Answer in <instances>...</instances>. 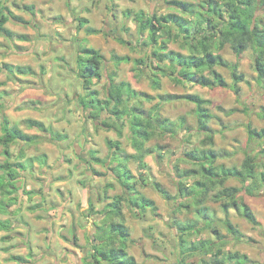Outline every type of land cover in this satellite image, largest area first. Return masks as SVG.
I'll return each instance as SVG.
<instances>
[{
  "label": "rangeland",
  "instance_id": "1",
  "mask_svg": "<svg viewBox=\"0 0 264 264\" xmlns=\"http://www.w3.org/2000/svg\"><path fill=\"white\" fill-rule=\"evenodd\" d=\"M3 1L17 11L16 13L22 11L27 18L31 15L29 21L33 20L36 24L33 26L28 23L25 28L30 36V43L25 45L16 43V40L21 39V42H24L20 35L8 38L0 34V64L8 62L10 69L13 67L11 71L16 72H19L17 66L23 67L24 64L31 68V73L27 75L0 73V80H7L6 85H0V90L3 88L7 90L3 91L4 96L6 95L5 101L0 105V135L1 122L5 117L10 119L11 124L21 126L24 130L31 128H28L25 122L28 116L43 120L49 130L41 132L33 129V133L38 132L35 134L39 136V144L37 142L30 144L31 142L26 140L30 145L25 146L23 154L35 158L37 155L47 154L41 153L42 151L49 152L45 158L49 163L43 167L39 162L41 169L34 165V168H27L24 172L30 187L27 189L29 190L27 198L23 199L20 193L23 183L17 178L24 166L19 163L22 159L16 157L19 145L13 143L16 145L10 158L9 171L13 170L16 177L0 170V211H4V202L9 198L4 195L8 194L10 189L15 188L16 199L22 197V200L11 209L7 208L3 215L0 214V219L4 220V223L13 225L11 229L0 230V264H88L93 261L91 253L95 231L101 223L98 221L101 215L99 211L109 202L110 199L107 197L112 198L124 192V187L109 169V162L105 165L98 163L92 156L95 154L106 160L110 153L109 139H119L125 151L134 152L128 137L129 123H126L124 136L120 138L114 129H107L103 125L104 121H111L108 112L99 118L92 117L78 100V96L85 91L82 79L76 74V55L79 46L75 39L82 38L86 29L85 32L80 29L75 16L82 14L93 20L94 23L91 24L94 27L107 30L105 34L90 37L91 45L98 48L106 60L104 75L93 86L100 91L101 98L105 97L109 88L107 75L114 73L116 82L129 81L135 89L154 96L151 102H143V107L147 110L159 101L160 94L197 93L211 100L208 107L214 114L209 121L215 130L213 146L204 144L205 135L197 129L196 105L184 99L173 100L166 102L158 112L176 123L177 135L155 136L149 140L146 143L147 147H152L156 151L145 156L147 166L143 169L134 160L129 163L139 179L136 188L154 200L157 205L156 210L150 208L144 215H137L128 207L124 208L126 225L131 231L129 242L131 251L137 252L138 264H178L179 236L182 234L180 226L196 221L201 226L206 222V219L202 218L204 215L197 212L199 207L186 208L179 205L180 202H187L178 192L180 181L186 178L183 179L179 175L176 165L183 169L193 166L190 161H183L180 158L186 156L185 152L193 148L212 147L232 153L229 157L217 159L218 164L225 166H240L246 154L250 152L262 159L260 151L264 146V139L255 138L250 141L246 128L248 122L255 128H264V118L261 116L264 107V82L259 83L257 79L254 52L249 49L237 56L229 44L221 51L229 62H238V72L245 76L239 83L241 88L239 94L231 88L234 83L232 70L223 66L216 68L226 79L227 87L211 88L188 82L176 83L170 77L159 73L161 88H154L153 78L150 76L152 71H155L154 61H148L149 65L143 67L144 73L139 68L134 69L133 60L144 58L147 61V54H151L153 50L152 46H149L148 33L140 34L138 31L136 12L144 10L146 14L157 12L158 15L169 12L181 13L180 10L171 7L168 0ZM65 1L67 6L72 3L75 11L69 12L65 7ZM30 2L36 5L29 15L24 6ZM85 5H88L86 9ZM128 10H131L129 16L126 15ZM263 12L264 5L260 9V14ZM58 15L62 18L57 17ZM56 21H60L59 24ZM262 22L264 23V17ZM123 38L127 43L121 42ZM169 48L188 53L187 48L179 41L170 42ZM113 54L128 55L131 61L116 65L111 61ZM15 61L18 62L17 66L11 65V62ZM14 76L18 79L14 80ZM137 104H139L137 100L130 101V105ZM231 110L235 111L230 112ZM183 117L185 127L179 126ZM2 149L3 146L0 144V151ZM40 158L43 159L44 155ZM4 160L2 155L0 162ZM195 179L188 178L187 184L191 185ZM46 182L48 185L45 188L43 183ZM155 182H160L178 199L171 201L165 199L155 188ZM108 184L113 186L108 187ZM227 185L241 186V182L232 177L227 181ZM185 192L186 190L183 191L184 194ZM238 197L250 205L259 224L249 222L240 210L234 207L226 214L221 202L207 198L203 208L210 214L212 227L185 236V245L188 246L189 242L195 240L205 242L215 240L214 229L217 228L230 240L223 246V250L247 254L252 260L250 264H264V187L256 190L254 195L242 191ZM90 204L94 205L92 208L95 210ZM57 207H61L60 216ZM225 218H229L241 230L243 233L241 241L229 235L224 223ZM19 224L24 226L21 227ZM14 256H22L24 259L16 260ZM207 262H212V255L198 253L186 256L183 264Z\"/></svg>",
  "mask_w": 264,
  "mask_h": 264
},
{
  "label": "trees",
  "instance_id": "2",
  "mask_svg": "<svg viewBox=\"0 0 264 264\" xmlns=\"http://www.w3.org/2000/svg\"><path fill=\"white\" fill-rule=\"evenodd\" d=\"M168 3L171 7L180 10L181 13L169 12L158 15L157 12L146 14L144 10L136 12V20L139 23L138 31L140 34L148 31L149 46H152L153 50L151 54H147V61L144 58L134 59V69L139 68L144 73L143 67L148 66L150 61H154L155 71H152V75H150L153 78L152 86L154 88L161 87L159 73L170 77L176 83L188 82L211 88L215 86L227 87L226 79L216 68L223 66L232 70L234 83L231 88L236 94H239L241 91L239 83L245 79V76L238 72V62H229L221 54L227 44L237 56L249 49L254 52V68L257 72V79L259 83L264 82V23L262 22L264 12L260 14L264 0H204L200 3L188 0H168ZM33 7L24 6L25 9H33ZM5 10L9 12H5ZM9 13L12 12L4 6V1L0 0V31L8 38L14 35L11 30L5 27ZM130 13L131 10L126 11L127 16ZM15 17L25 22L21 17ZM87 22V19L81 20V26ZM97 31L92 27L86 29L87 34ZM172 41L182 42L188 53L169 48ZM121 42L127 43V40L123 38ZM111 61L120 65L123 62L131 61V58L128 55L113 54ZM76 63V74L82 79L85 91L79 100L83 109L88 111L92 117L98 118L108 112L111 121H104L103 125L110 130L114 129L120 138L124 136L126 123H129L128 137L134 149V152H127L122 148L119 139H109L110 153L107 159H102L95 154L92 156L93 160L98 163L105 165L106 162H109V169L124 187V192L114 195L112 198L106 196L110 200L105 208L99 211L101 215L98 217V221L101 223L98 224V229L95 231L91 253L93 261L88 264H138L137 258L128 250L131 231L126 225L124 208L128 207L137 215H144L150 208L156 210L157 205L154 200L136 188L139 179L133 173L129 163L134 160L143 169L147 166L145 156L156 151L152 147H147L146 143L155 136L177 135L178 126L176 123L158 112L166 102L173 100L184 99L196 105L197 129L205 135L204 144L213 146L215 130L209 121L214 117V114L208 107L211 100L197 93L160 94L159 101L147 110L143 107V102H151L154 96L135 89L129 81L116 82L114 73L107 75L109 88L105 97L101 98L100 91L93 86L104 75L105 56L99 49L88 47L87 44L81 45ZM17 68L19 73H31L29 66H17ZM11 69L9 63L0 65V72L6 70L13 73ZM131 100H137L139 104L130 105ZM233 111L235 110L230 112ZM261 116L264 118V107H262ZM26 124L31 128L36 127L42 132L49 130L48 126L36 119L29 118L26 120ZM179 126L185 127L184 117L181 118ZM246 128L250 141L255 138L264 139V128H255L251 122L246 124ZM1 129L0 144L4 147V153L7 156L10 155L12 143H17L18 140L34 142L39 137L23 132L18 126H12L7 117L2 120ZM189 137L190 135H188L187 141H189ZM52 138L56 139L53 136ZM159 149H161L160 146ZM231 154L212 147L193 148L185 152L186 156L180 158L183 161H190L193 165L192 168L183 169L176 165L179 175L183 179L186 178L180 181L178 192L187 202H180V207H199L198 214H203L202 218L206 219V222L201 226L197 221L193 224L190 222L181 226L179 224L182 234L179 236L180 258L178 264H183L186 256L198 253L212 255V262H207V264H250L252 262L245 253L223 250V246L230 240L217 228L214 229L215 240L210 242L195 240L189 242L190 245H185V236L192 232L200 233L205 228L212 227L210 214L203 208L207 198L221 202L226 214H229L230 209L234 207L239 209L243 217L252 224L260 223L250 205L238 196L242 191L254 195L256 190L264 187V146L260 151L262 159L250 152L246 154L240 166H225L217 163L218 158L229 157ZM159 155L162 156L161 153ZM9 167L11 166L8 161L0 165L1 169L15 178V173L11 169L9 171ZM190 177L196 179L191 185H188L187 180ZM232 177L238 179L241 186L227 185V181ZM154 184L165 199L169 201L178 199L160 182ZM108 185V187L113 186V184ZM184 190H186L185 194ZM186 197L191 198L186 199ZM90 206L94 207L93 204ZM224 223L233 239L238 241L243 239V233L229 218H225ZM0 225L7 228L3 221H0ZM76 238L75 234L74 239L76 240ZM196 241L198 242L195 243ZM14 257L17 258L16 260L24 259L22 256Z\"/></svg>",
  "mask_w": 264,
  "mask_h": 264
},
{
  "label": "crops",
  "instance_id": "3",
  "mask_svg": "<svg viewBox=\"0 0 264 264\" xmlns=\"http://www.w3.org/2000/svg\"><path fill=\"white\" fill-rule=\"evenodd\" d=\"M67 1V0H66ZM66 1H65V7L67 8V9H69V12H73V11H75V7L73 6V4L71 3L70 4V6H67L66 5ZM26 4V3H25ZM27 5H30V6H33L34 5V7H35V5L36 4H33L32 2H30V3H27ZM4 6H6L12 13H9V19H8V21L5 23V27L6 28H8L9 30H11L13 33H14V35H13V37L14 36H16V35H20V37H22V38H24V42H21V40H16V43L18 44V45H25V43H30V36H29V32H28V30H25V28L27 27V25H28V23H30V25H35L36 23H35V21H29V19L32 17L30 14H31V11H33L32 9H26V12H29V15H30V18H27L26 16V14L24 13V12H22V11H19V13H16L15 12V10H13L12 8H11V6L8 4H4ZM86 6H88V5H85L84 6V8L86 9L87 7ZM28 10V11H27ZM88 10H89V8H88ZM87 10V11H88ZM5 12H9L8 10H5ZM37 12H38V10H37ZM89 12V11H88ZM35 13H36V11H35ZM28 14V13H27ZM72 14H74V13H72ZM28 15V16H29ZM85 14H82L81 16L80 15H76L75 17H77V19H78V21H79V27H80V29L82 28L83 30H84V32H85V29H87V28H89V27H92V28H95L96 30H98L96 33H93V34H87V32L86 33H84V35L82 36V38H78V39H75V41H76V44H78V46H79V48L81 47V45H86L87 44V46L88 47H94V48H96L95 46H93V45H91V38L90 37H92V36H94L95 34L96 35H99V34H105L106 33V31L107 30H105V29H103V28H98V27H94L92 24L94 23L93 22V20L90 18V17H85L84 16ZM15 16H18V17H21L25 22H22V21H20L19 19H16V17ZM57 17H59V18H62L60 15H58ZM72 17V16H71ZM70 17V18H71ZM74 17V18H75ZM72 19V18H71ZM83 19H87L88 20V22L87 23H85L83 26H81V20H83ZM70 20V19H69ZM58 24H59V22L60 21H56ZM138 22V21H137ZM92 23V24H91ZM56 24V23H55ZM23 25V26H22ZM23 28V29H22ZM33 28V27H32ZM20 29H22V30H20ZM58 30L60 29L59 27L57 28ZM60 32H61V30H59ZM147 33H148V31H146ZM2 32L0 31V34H1ZM3 34V33H2ZM5 36V35H4ZM74 40V39H73ZM87 41H89V42H87ZM96 49H98V48H96ZM14 52H16V50L14 51ZM77 56V55H76ZM76 56H75V58H76ZM5 63H8V62H5ZM15 65V66H17V64H18V62H11V65ZM1 65V64H0ZM24 66H27V64H24ZM77 69V68H76ZM2 72H8V71H6V70H4V71H2ZM2 72H0V73H2ZM11 74H13V75H23L22 73H19V72H16V71H13V73H11ZM30 74V73H29ZM24 75H27V74H24ZM14 78V80H17L18 78L16 77V76H14L13 77ZM20 78V77H19ZM23 78V77H22ZM6 79L5 80H0V85H6L5 83H6ZM161 88V87H160ZM3 91H7L6 90V88H3L2 90H0V93H1V95H2V98L0 99V105H2L3 104V102L5 101V96H4V94H3ZM82 95H84V92H83V94H81V95H79L78 96V100H81V96ZM23 107V105L22 106H20V108H22ZM28 118H32V117H27V119ZM26 119V120H27ZM32 119H35V118H32ZM10 120V119H9ZM36 120H38V119H36ZM39 121H42L44 124H45V122L43 121V120H39ZM26 122V121H25ZM12 126H18V125H16V124H11ZM27 125V124H26ZM46 125V124H45ZM28 126V125H27ZM47 126V125H46ZM21 130H23V132H25V133H27V134H35V133H38V132H35V133H33L32 132V130L33 129H35V130H37V131H41L42 132V130H40V129H38V128H29V126H28V128L29 129H23V127H21V126H18ZM34 131V130H33ZM2 135V134H1ZM0 135V136H1ZM35 135H38V134H35ZM37 142V144H39V142H38V140L37 141H34V142H31L30 144H35ZM30 144H28V143H26V142H24V141H21V140H18V142H17V145H19V150H18V154H17V158H21L22 160H24L23 162H22V160H19L18 162L19 163H22L23 164V166H24V168L23 169H21L20 170V173H21V175L17 178V179H19V182H21V183H23V185H22V189L20 190V193H21V195H23L22 197H23V199H26L27 198V194L29 193V190H27V189H29V184L27 183V181H26V179H25V176H24V172L27 170V168H34V165L36 166V167H38V169H41V164L40 163H42V165H43V167L45 166V164H48L49 162H47L46 160H45V158H46V155L47 154H49V152H45V151H42L41 153H47V154H41V155H44V158L43 159H41L40 158V156H36L35 158L33 157V158H30L29 156H24V154H23V152H25V146L27 147L28 145H30ZM16 145V144H15ZM15 145H13V143L11 144V146H10V155L9 156H7L5 153H4V147H3V149L0 151V158L2 157V155L4 156V161L3 162H0V165L1 164H3V163H5L6 161H8L9 163H11L10 161V158L13 156V148H14V146ZM76 146V145H75ZM70 158V157H69ZM18 162H16V163H18ZM35 162V163H34ZM37 162V163H36ZM40 162V163H39ZM0 170H2L3 172H7V171H5L4 169H1L0 168ZM1 172V171H0ZM8 173V172H7ZM34 184V183H33ZM26 185V187L24 188V186ZM28 187V188H27ZM35 189H37L36 188V186H33ZM34 188H32V189H34ZM19 188H17V190H18ZM34 189V190H35ZM15 191H16V189L14 188V189H10L9 190V193L8 194H5L4 196H7V197H9L8 199H7V201L6 202H4L5 203V208H4V211H0V214H2L3 215V213H5L6 212V210H7V208L8 209H11L13 206H16L17 205V203L19 202V201H21L22 200V197L19 199V200H17L16 199V194H15ZM35 191H37V190H35ZM0 221H3L4 222V220H1L0 219ZM5 225L7 226V228H9V229H11L12 228V226L13 225H8L7 223H5ZM20 226H21V224H19ZM21 227H23V226H21ZM7 228H5V227H3L2 225H0V230H6ZM131 244L129 243V245H128V250H129V252L132 254V255H134L135 257L137 256V252H133V251H131V246H130Z\"/></svg>",
  "mask_w": 264,
  "mask_h": 264
},
{
  "label": "flooded vegetation",
  "instance_id": "4",
  "mask_svg": "<svg viewBox=\"0 0 264 264\" xmlns=\"http://www.w3.org/2000/svg\"><path fill=\"white\" fill-rule=\"evenodd\" d=\"M108 129V128H107ZM51 179H49V183H50ZM45 186V188L47 187L48 185V182L46 183H43ZM57 213L59 214V216L61 215V207H57ZM52 219V218H51ZM53 223V222H52ZM22 226H24L23 224H21Z\"/></svg>",
  "mask_w": 264,
  "mask_h": 264
}]
</instances>
